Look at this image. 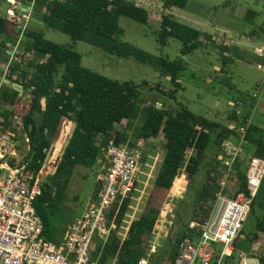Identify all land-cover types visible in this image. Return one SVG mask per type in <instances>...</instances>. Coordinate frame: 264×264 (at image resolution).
Segmentation results:
<instances>
[{"label": "trees", "instance_id": "obj_1", "mask_svg": "<svg viewBox=\"0 0 264 264\" xmlns=\"http://www.w3.org/2000/svg\"><path fill=\"white\" fill-rule=\"evenodd\" d=\"M163 2L165 11L173 8L185 9L188 4L187 0ZM33 3L35 9L43 14L45 28L60 31L68 35L73 42H85L108 54L133 59L137 63L154 68L163 78H168L173 86L169 91L161 88V85L156 89L162 97L177 102L178 93L182 88L180 79L186 71V63L183 60L172 61L152 55L121 40L124 30L120 26V18L127 17L146 25L150 21V13L144 7L127 0H33ZM18 14L19 11L15 8L10 17L0 16V61L4 58L10 59L7 54L9 40L15 47L20 39L24 38L22 61L10 63L6 73V78L19 84L23 93L8 85H0V106H5L0 107V117L4 118L0 126L16 132L15 118L22 119L24 129L19 136L22 144L19 150L23 151L25 140L29 139V151L22 157V161L27 164V171L34 179L39 175L47 179L41 195L35 201V209L43 221L44 236L60 244L68 229L58 232L57 228L52 226L50 218L68 201V192L77 168H101L100 177L105 173V155L112 142L137 148V141H133L127 134L128 129L119 131L117 128L124 121L127 122L126 128L132 127L131 123L137 119L141 85L115 81L84 68L82 55L73 46L47 40L43 31L33 25L29 24L24 29L19 25L21 18ZM11 26L14 33L10 39L5 40L4 37L9 34ZM171 39L182 43L181 54L186 56L201 49L203 39L211 41L212 36L181 23L172 14H164L158 41L161 46H166ZM27 56H34L35 60L27 61ZM263 59L264 57L261 58ZM0 74L4 75L5 72L0 70ZM143 86L154 89L148 82H144ZM255 104L250 101L248 109L242 112L232 111L230 119L235 123L234 129L197 116L183 104H180L177 112L166 104L162 108L150 106L144 109L145 124L136 140L148 142L164 136L166 158L158 173L155 191L141 218L129 228L126 239L120 237L118 230L130 208L136 189L121 206L119 203L115 204L109 219L110 222L115 221L118 228L111 232L107 241L95 240L93 247V257L98 264H139L147 257L152 246L150 242L164 212L165 198L177 189V183L181 181L183 174L186 173L191 185L201 168L206 166V183L196 193L197 203L190 223L183 224L170 252H161L159 258L157 253L150 257L152 264H163L167 258L171 264L174 263L181 243L187 238L197 239L200 227L210 219L222 183L227 180L226 176L217 173L224 145L247 125ZM6 105L12 106L13 109ZM235 108H238L237 103ZM249 145L255 148L250 159L264 160V129L254 121L247 127L242 144L243 153L251 151L247 147ZM192 151L195 154H190ZM210 151L214 154L207 162ZM52 152L59 153V157L48 163ZM15 164L12 162L13 166ZM242 164L239 158L234 166V177L227 180L225 194L230 195L229 184L236 181L237 190L234 195L245 193L250 196L247 168H243ZM98 179L93 199L102 189ZM263 189L264 178L258 195L253 199L249 214L255 219V231L246 234L242 230L234 242V253L232 256H225L222 264H238L236 261L242 254L250 256L256 244H264V205L260 202ZM220 258L219 253L215 264ZM258 258L260 264H264V255Z\"/></svg>", "mask_w": 264, "mask_h": 264}, {"label": "rangeland", "instance_id": "obj_2", "mask_svg": "<svg viewBox=\"0 0 264 264\" xmlns=\"http://www.w3.org/2000/svg\"><path fill=\"white\" fill-rule=\"evenodd\" d=\"M127 1L135 2L144 7L150 13V21L144 25L133 19L121 17L120 26L124 30L121 40L152 55L168 58L172 61L183 60L186 63V71L180 79L182 88L178 93L177 102L162 97L156 89L158 85H161V88L169 91L173 89V86L168 78H163L154 68L137 63L133 59L108 54L85 42H73L68 35L60 31L48 28L40 29L47 40L60 45L73 46L82 55L84 68L115 81L134 82L141 85L137 119L131 123L132 127L126 128L127 122L124 121L117 128L119 131L128 129L127 134L131 136L133 141H137V148L127 146L131 151H140L143 158L142 173L139 174L136 191L133 193L130 208L122 226L118 230L122 239L128 237L129 228L144 213L147 202L155 191V182L166 158V139L164 136L161 135L148 142L136 140L145 124L144 109L146 107L162 108L166 104V106L171 107V110L177 112L180 104H183L197 116H203L234 129L235 123L230 119L232 111L242 112L244 109H248V103L252 101L256 103L251 112L252 117L255 123L264 129V61L255 55L254 50L248 54L246 51L248 48H241L236 43H232L228 38L229 36L226 37V33L230 31L233 37L244 36L242 42L254 40V48L264 44V0H187L188 4L185 9L173 8L168 11L164 10L163 0ZM15 8H17L16 0H0V16L10 17L14 14ZM164 14H172L181 23L212 36V40L203 39L202 48L186 56L181 54L182 43L177 39H171L166 46H161L158 35ZM24 15L25 13L18 14L21 18L19 23L21 27L29 26ZM13 32L14 29L11 26L9 34L4 39H10ZM23 39H20L19 49L16 48L10 56L9 62L6 63L7 65H4L5 70L9 68L10 63L22 61ZM224 43L228 44L226 48L223 46ZM26 60L33 61L35 57L27 56ZM144 82H148L150 87L154 89L150 90L148 86H143ZM235 103L238 104L237 109ZM6 106L11 110L13 109L12 106ZM0 107L5 108V106ZM252 117L247 121V126L252 123ZM4 131L9 130L4 129ZM242 135L239 133L225 144L239 146L241 139H243ZM19 145H22L21 141ZM247 147L251 151L244 152L241 156L243 168L249 167L252 160V158L250 159L251 153L255 151L254 147L250 145ZM223 150L219 158L217 173H221L227 179L223 159L228 151L226 148ZM27 151H29V147L26 143L23 151L20 150V157L22 158ZM190 154H195V152L192 151ZM213 154V151H210L207 162L212 159ZM58 157L59 153L52 152L48 158V163ZM207 170V167L203 166L195 178V182L191 185L188 183L186 173L183 174L180 178L181 181L177 183V189L172 192V195L165 198L164 212L156 229V234L150 242L152 243L151 250L153 249L155 254H159L158 258L162 255L161 252L172 250L183 224L190 223L197 203L196 193L206 183ZM100 173L101 168H77L68 192V201L50 218L52 226L57 228L58 232L68 229L82 215L90 200L94 198L93 192ZM43 179L46 182L47 179L45 177ZM229 185L231 187L228 186V192L233 194L237 190V182H231ZM260 202L264 205V189L260 195ZM257 209V212L260 213V209ZM243 230L246 234L253 233L255 231V219L249 216L244 223ZM155 254L153 255L155 256ZM263 254L264 244L260 243L255 245L250 257H260ZM241 260L242 258L236 263L240 264ZM171 263L170 259L167 258L163 264Z\"/></svg>", "mask_w": 264, "mask_h": 264}, {"label": "built area", "instance_id": "obj_3", "mask_svg": "<svg viewBox=\"0 0 264 264\" xmlns=\"http://www.w3.org/2000/svg\"><path fill=\"white\" fill-rule=\"evenodd\" d=\"M258 54L264 57V49ZM20 119L15 118L16 132L4 131V126H0V264H98L93 257L95 240L107 241L111 232L118 228L109 217L115 204L121 206L137 188L142 173V153L113 142L110 144L105 155V173L98 179L102 184L101 191L90 200L81 217L57 244L44 236L43 221L35 209L44 179L41 175L34 179L20 157L19 136L24 129ZM3 121L0 117V122ZM247 127L240 129L243 139L239 146L224 145L228 151L223 159L227 179L235 175L234 166L243 154ZM25 141L28 143L29 139ZM246 176L250 196L225 194L227 182L223 183L210 219L200 227L197 239L187 238L181 243L173 264H215L219 253L221 258L217 264H222L225 256H232L234 242L242 232L253 199L262 186L264 160L253 158ZM153 254L152 249L139 264H152L150 257ZM250 262L258 264L247 259L241 264Z\"/></svg>", "mask_w": 264, "mask_h": 264}, {"label": "crops", "instance_id": "obj_4", "mask_svg": "<svg viewBox=\"0 0 264 264\" xmlns=\"http://www.w3.org/2000/svg\"><path fill=\"white\" fill-rule=\"evenodd\" d=\"M33 8H35L34 7V3H33ZM20 13V12H19ZM24 17L27 19L26 21L28 22V24H29V20H30V16L29 15H27V14H25L24 15ZM24 29L26 28V25L23 27ZM14 33V32H13ZM229 36V37H228ZM226 37H228L231 41H232V43H236V45H238L239 47H241V48H248V49H246V51L248 52V54L249 53H251L253 50L255 51V55L259 58V57H261L259 54H257L258 53V50L260 49H264V44H262V45H260V46H256L255 48H254V40H251V41H245V42H242V39H244V36H240L239 37V35H237L236 37H233L232 36V33L230 32V31H228V33H226ZM246 37V36H245ZM8 42H10V43H8L7 44V48H8V50H7V54L8 55H12L13 54V52L16 50V48L19 46V42L17 43V45L15 46V47H13V44L11 43V40H9ZM225 48L228 46V44L227 43H224V45H223ZM18 49H19V47H18ZM258 49V50H257ZM256 50H257V52H256ZM17 53V52H16ZM15 53V54H16ZM261 58H263V57H261ZM261 58H259V59H261ZM7 58H4V60L3 61H0V70H1V67H4L5 69H6V62H5V60H6ZM8 60V59H7ZM264 60V59H263ZM8 62H9V60H8ZM7 62V63H8ZM5 65V66H4ZM5 69H3L2 71L3 72H5V74L4 75H1V76H3L4 78H6V72L8 71V68H7V70H5ZM233 105H234V103H232ZM252 121H254L255 122V120L253 119V117H252ZM254 248H255V246H254ZM264 255V254H263ZM240 258H242V260L243 259H247V260H251V261H257L258 262V264H260V262H259V258L258 257H250V256H248V255H245V254H242L241 256H240ZM242 260H241V262H242ZM250 263H252V262H250ZM241 264V263H240ZM249 264V263H248Z\"/></svg>", "mask_w": 264, "mask_h": 264}, {"label": "water", "instance_id": "obj_5", "mask_svg": "<svg viewBox=\"0 0 264 264\" xmlns=\"http://www.w3.org/2000/svg\"><path fill=\"white\" fill-rule=\"evenodd\" d=\"M17 9L20 13H25L30 16L29 24L36 26L40 29L45 28V23L43 21V14L42 12L38 11L37 9L33 8V0H25L23 2H17ZM5 62L7 63L8 60L6 59ZM5 69L1 67V70ZM0 84L8 85V87L15 89L19 93H23V89L19 84L12 82L11 80L4 78L0 75Z\"/></svg>", "mask_w": 264, "mask_h": 264}]
</instances>
